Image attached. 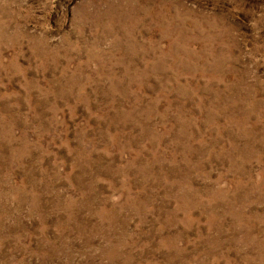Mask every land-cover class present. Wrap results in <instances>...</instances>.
<instances>
[{"label": "rangeland", "instance_id": "1", "mask_svg": "<svg viewBox=\"0 0 264 264\" xmlns=\"http://www.w3.org/2000/svg\"><path fill=\"white\" fill-rule=\"evenodd\" d=\"M0 264H264V0H0Z\"/></svg>", "mask_w": 264, "mask_h": 264}]
</instances>
